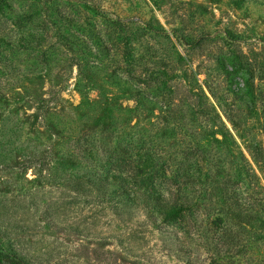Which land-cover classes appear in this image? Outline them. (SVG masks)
I'll list each match as a JSON object with an SVG mask.
<instances>
[{
  "label": "rangeland",
  "instance_id": "374dc122",
  "mask_svg": "<svg viewBox=\"0 0 264 264\" xmlns=\"http://www.w3.org/2000/svg\"><path fill=\"white\" fill-rule=\"evenodd\" d=\"M59 1L73 18L70 29L55 9L47 17L59 22L67 43L81 44L86 37H79V29L89 21L107 53L85 62L76 52L80 47L69 51L42 15L23 18L41 11L43 0H0V37L15 44L31 40L33 47L0 58L3 251L16 252L26 264H264L262 221L244 232L234 219L239 226L233 225L237 237L231 244L220 241L211 215L199 212L190 221L194 228L167 226L147 213L138 194L118 195L116 183L103 187L96 180L118 171L120 160L131 156L122 154L131 153V141L169 152L186 148L192 132L205 146L221 140L220 127L206 126L190 106V91H196L235 142L228 138L223 147L231 157L242 152L255 175L252 183L264 192V160L252 153L255 144L264 148V0H87L99 12ZM117 18L128 27L122 31L131 40L121 45L129 43L134 63L147 57L132 64L133 75H145L142 67L150 68L164 52L173 60L167 73L179 91L171 102L159 83L136 84L126 74L131 68L109 25ZM147 22L163 27L171 42L134 36ZM173 30L204 43H179ZM233 53L248 71L233 73L226 61Z\"/></svg>",
  "mask_w": 264,
  "mask_h": 264
},
{
  "label": "trees",
  "instance_id": "16d2710c",
  "mask_svg": "<svg viewBox=\"0 0 264 264\" xmlns=\"http://www.w3.org/2000/svg\"><path fill=\"white\" fill-rule=\"evenodd\" d=\"M56 1L57 3H55ZM66 1L68 4L71 2L77 3L91 12H99L98 7L87 0ZM162 1L159 0L158 4H164ZM60 4L59 0H43L41 11L25 14L23 18H27L30 21L32 17L42 15V21H47L57 28L58 38L61 41H65L66 44L64 46L68 47L69 51L74 52L75 46L76 48L80 47L76 52L81 56V60L85 62H88V58L91 56H94V58L96 56L103 57L107 50L100 49L102 41L98 33L93 29L94 24L89 21L87 22L88 28L79 29V37H86L82 40V43H67L68 38L61 32L59 22L66 24L65 28L69 30L73 18L67 14L64 8L66 4L64 3L61 7ZM53 9L59 13L61 18L58 23L47 17L52 16ZM78 22V20L75 21V26L78 25ZM109 25L114 29L112 35L117 34L114 39L120 41L117 46L119 47L120 44L119 48L124 49L122 55L125 58V64H127L128 68H131L126 69V74L128 76L131 74V79L136 84H146V86L150 87V84L159 83L160 91L165 90L171 95L169 97L171 102L178 93L179 87L170 84L173 80V77L171 78L173 73H167V62H173V60H171L168 53L164 52L161 58L158 59L159 61L154 57L155 59L151 62L150 68L147 69L144 65L142 69L145 75H133L132 64L139 66L140 62L147 57L141 56L142 58L139 62L134 63L135 59L129 43L124 42L121 45L125 38L126 41L131 40L122 31L128 29L123 23V19H110ZM131 25H135V23L131 21ZM141 25L134 36L140 35V33L143 36L149 34L155 41L158 38H164L167 42H171L169 34L163 27H153L148 22ZM173 37L179 43L189 42L188 44L192 48L204 43L201 37L196 40L182 39L174 30ZM30 45L31 40L26 41L25 44H22L21 40H19V43L15 44L10 39L0 37V58L4 59L6 52H28L33 49ZM45 55L46 52L45 54L43 53V56ZM146 56L150 57L152 55ZM226 61L233 68V73L237 75L242 73V71H248L247 65L241 62V57L237 53H233L232 58H227ZM76 65L78 66V63ZM252 78L253 75L249 74L247 84L252 81ZM213 96L215 97V95ZM203 97L205 98L203 92L190 91L189 99L192 100L190 101V106L198 110V113L207 120L206 126L212 123L217 124L216 127H220L221 131L219 133H223L221 140L215 139L212 143L210 142L209 145L205 146L201 141L197 140L199 134L192 132L188 134L189 141L185 143L186 148L179 145L180 148L178 150L169 152H160L157 149L158 145L153 143L147 145L145 142L138 140L135 144L131 141V153H128V151L122 152L123 155L130 154L131 156L127 159L123 157L120 160L118 171L114 175H105L96 178V180L103 187L105 184L116 183L118 187L115 192L118 195L131 194L135 197L138 194L141 196V203L144 204L147 213L151 217H158L167 226L175 225L180 227L182 224L185 228V224L190 226V221L196 222L198 220L197 214L199 212L211 215V224L219 232L220 241L227 242L229 239L230 243L234 244L237 234L232 228L239 226L234 219L243 224L244 227L239 226V228L244 232L247 229L246 227H254V220L264 223V192L261 187L252 183L255 175L242 152L240 150H236V153L233 152V155H238L237 161H240L238 164L236 158H234L235 156H230L229 148L223 147L228 138L231 139L232 137L228 132L224 133L222 130H225L224 125L215 111L207 107V104L202 99ZM208 129L209 132L214 130V128L210 127ZM214 132L218 131L214 130ZM231 140L232 144H235L234 140ZM252 153L257 159L264 160V148L262 146L257 144L252 146ZM200 160H203L206 164L205 170L200 164ZM122 167L124 171H119ZM241 185L244 186L243 191L241 190ZM163 190H166V196L163 194ZM194 227L195 224H191V228ZM0 264L26 263L16 252L7 253L3 251L0 245Z\"/></svg>",
  "mask_w": 264,
  "mask_h": 264
}]
</instances>
